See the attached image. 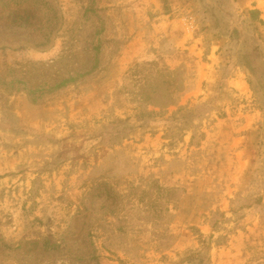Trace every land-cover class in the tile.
<instances>
[{"label": "rangeland", "instance_id": "rangeland-1", "mask_svg": "<svg viewBox=\"0 0 264 264\" xmlns=\"http://www.w3.org/2000/svg\"><path fill=\"white\" fill-rule=\"evenodd\" d=\"M239 1L0 0V264H264Z\"/></svg>", "mask_w": 264, "mask_h": 264}, {"label": "crops", "instance_id": "crops-1", "mask_svg": "<svg viewBox=\"0 0 264 264\" xmlns=\"http://www.w3.org/2000/svg\"><path fill=\"white\" fill-rule=\"evenodd\" d=\"M255 1H257L258 3H255ZM260 1L261 0H240L239 2L244 3L246 6L248 5L250 8H259L263 11V16H264V5L261 6L260 5ZM264 2V0H263Z\"/></svg>", "mask_w": 264, "mask_h": 264}, {"label": "trees", "instance_id": "trees-1", "mask_svg": "<svg viewBox=\"0 0 264 264\" xmlns=\"http://www.w3.org/2000/svg\"><path fill=\"white\" fill-rule=\"evenodd\" d=\"M86 73H88V71L87 72H85V74ZM79 74V73H78ZM77 74V77H79V78H81L82 76H84L85 74H79L78 75ZM74 80H76V79H74V78H71V79H67V80H65V79H63L62 81H61V83L63 84V85H66V84H68V83H70L71 81H74Z\"/></svg>", "mask_w": 264, "mask_h": 264}]
</instances>
